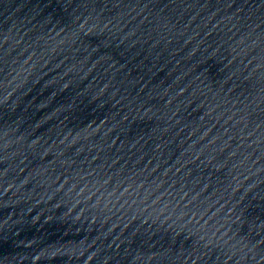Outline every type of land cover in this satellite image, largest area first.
<instances>
[{
  "label": "water",
  "instance_id": "obj_1",
  "mask_svg": "<svg viewBox=\"0 0 264 264\" xmlns=\"http://www.w3.org/2000/svg\"><path fill=\"white\" fill-rule=\"evenodd\" d=\"M0 264H264V0H0Z\"/></svg>",
  "mask_w": 264,
  "mask_h": 264
}]
</instances>
